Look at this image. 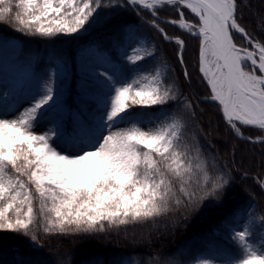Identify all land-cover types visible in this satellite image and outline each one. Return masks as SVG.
Wrapping results in <instances>:
<instances>
[{
    "label": "snow or ice",
    "instance_id": "obj_1",
    "mask_svg": "<svg viewBox=\"0 0 264 264\" xmlns=\"http://www.w3.org/2000/svg\"><path fill=\"white\" fill-rule=\"evenodd\" d=\"M248 6L249 0H0V24L47 43L101 24L112 28L107 44L91 41L79 50L82 76L74 108L69 61L55 49L27 85L0 82V232L43 248L42 240L53 234L73 244L111 232L128 240L129 230L140 227L145 231L139 238L133 231L131 243L150 250L138 264H184L179 250L153 245L169 225L174 231L195 214L222 206L236 176L197 133L188 135L195 106L171 76L175 69L166 58L157 59L164 54L139 25L122 23L115 14L131 10L174 44L178 65L187 63L186 39L161 24L196 39L204 99L216 106L226 132L264 146V11L250 31L244 23ZM164 9L175 17L162 20ZM11 48V64L23 67V50ZM148 58L155 62L141 68ZM182 77L191 80L186 66ZM253 179L264 194V177ZM244 191L256 199L251 189ZM239 215L222 221L238 252L219 261L193 258L195 264H264V210L250 204ZM14 264L41 262L21 258ZM51 264L66 262L56 258Z\"/></svg>",
    "mask_w": 264,
    "mask_h": 264
},
{
    "label": "trees",
    "instance_id": "obj_2",
    "mask_svg": "<svg viewBox=\"0 0 264 264\" xmlns=\"http://www.w3.org/2000/svg\"><path fill=\"white\" fill-rule=\"evenodd\" d=\"M264 11V0H249V6L244 11V23L251 31L256 26L258 15ZM144 19H149L146 12L141 13ZM162 20L174 18L176 13L170 9H164L159 13ZM122 23H133L139 25L146 33L149 41L155 42L159 52L163 53L170 68L175 71L171 73L177 83L181 85L184 95H186L195 106V118L193 125L188 130V135L197 133L200 143L207 150L211 149V154L217 155L221 165L227 164L232 167L236 176V182L230 190V195L226 202L214 209L195 214L187 226H179L173 231L169 225V232L166 236L157 239L154 248L164 252H175L179 250L183 253L184 264H195L193 258H213L223 259L226 256L236 254L238 249L230 239L231 233L222 225L225 218H230L235 212L239 219V213L248 208L250 204H255L257 211L264 210V194L254 182V177L259 174L264 177V146L252 144L250 142L238 140L225 131V125L221 119L216 106L205 100V84L198 76L197 44L198 41L186 33L177 31L172 25L161 24L170 35H181L186 39L185 60L186 65H178L174 56V44H169L147 24L141 23V18L129 9H124L115 14ZM189 19L191 15L189 14ZM111 27L102 24L89 29L86 33H81L75 38L58 37L55 43H47L38 37H29L16 32L6 24H0V45L4 48L7 44L13 43L24 52V70L31 72H43L47 66V57L55 49L64 55L69 61L68 84L70 88L69 103L74 105V100L78 92V85L81 81L82 71L79 66V50L91 41L108 43ZM252 35L257 36L256 31ZM259 38V37H257ZM0 47V50L3 49ZM5 58V57H4ZM12 58V57H11ZM11 58L6 57L11 63ZM31 59V67H27V61ZM153 61L148 58L140 62L141 68H150ZM39 63V67L37 64ZM187 67L191 73V80H184L182 72ZM0 91L1 88H0ZM22 109V108H21ZM140 109H137L139 111ZM151 114L157 109H146ZM249 132L246 130L245 135ZM244 172L248 175L245 177ZM256 193V199H252L245 188ZM163 229V225L161 226ZM137 238L144 232V229L136 227L129 230V239H124V233L119 235L115 232L97 234L96 237H84L79 242L73 244L69 239H63L55 234L47 239H43V248H36L30 242V238L11 232H0V264H14L15 261L23 258L28 261H39L41 264H51L60 258L66 264H138V260L144 253L149 251L147 245H136L131 243L132 232ZM259 231V229H257ZM107 236V239H105ZM259 242V237H254ZM51 249V250H50ZM137 254H140L139 256Z\"/></svg>",
    "mask_w": 264,
    "mask_h": 264
},
{
    "label": "rangeland",
    "instance_id": "obj_3",
    "mask_svg": "<svg viewBox=\"0 0 264 264\" xmlns=\"http://www.w3.org/2000/svg\"><path fill=\"white\" fill-rule=\"evenodd\" d=\"M12 44L13 43L7 45L6 48L0 50V76L6 80L10 81L12 79H15L17 81H20L22 85H27L30 82L29 74L31 73V71H25L20 66H12L6 61V56L11 57L13 55L11 48L13 46ZM79 66L81 67L80 61ZM23 106L24 105H21V108ZM40 130L41 129H37V131Z\"/></svg>",
    "mask_w": 264,
    "mask_h": 264
}]
</instances>
